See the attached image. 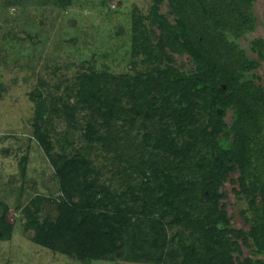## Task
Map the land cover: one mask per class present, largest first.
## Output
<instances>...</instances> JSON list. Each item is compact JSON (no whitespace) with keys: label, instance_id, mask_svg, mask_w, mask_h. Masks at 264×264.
<instances>
[{"label":"trees","instance_id":"1","mask_svg":"<svg viewBox=\"0 0 264 264\" xmlns=\"http://www.w3.org/2000/svg\"><path fill=\"white\" fill-rule=\"evenodd\" d=\"M255 1L170 0L175 25L160 20L158 9H154L151 16L159 19L162 30L157 45L161 57H164L157 61V78L152 75L143 80L140 76L135 82L132 78L123 80L114 77L111 81L118 86V90L112 98L110 88L107 92L95 91L85 84L87 90L91 88V94L79 102V106L87 105L90 110L100 107L90 112L94 119L84 129L86 141L103 149L108 148V151L113 148L116 158L126 164L134 151L144 157L142 154L150 150V139L155 140L152 150L156 157L162 155L164 158L188 161L193 158V147L198 144L205 148L200 191L197 186L189 187L185 183L175 182L173 172L168 174L152 170V177L143 180L141 188L133 187L129 184L132 180L126 178L122 185L127 186V191L119 196L112 194L110 188L101 183L100 172L95 171L92 162L83 155L77 154L71 158L67 155H52L53 146L49 143L48 132L44 134L39 129L41 123L45 126L49 124L45 118L46 110L56 105L49 106L41 98L33 99L38 130L36 134L56 171L62 195L54 200L38 199L24 207V230L25 233L32 232L29 237L32 243L74 258L81 264L112 261L115 258L130 262L145 261L148 264H167L169 261H174L173 264H264V216L261 222H255L250 232H246L231 226L226 206L219 209L220 200L226 197L219 192L231 173H241V181L249 180L254 184L253 191L260 184L259 176L264 177V141L258 140L264 132L261 126L264 118V89L247 80V74L254 72L259 63L250 60L229 37L239 39L254 30L252 7ZM252 46L253 51L264 58V41L255 40ZM173 54L191 56L196 70L186 73L172 67ZM163 59L166 61L164 67ZM154 93L159 97L160 108H163L158 113L154 109V105L158 104L152 98ZM123 98L128 103H147V112L142 113L143 110L136 107L130 114L145 115L150 120L155 112V116L163 118L162 114L172 106V100L179 99L180 108L171 112L168 119L175 124L177 136L190 137L194 141L193 146L187 142L181 145L177 143L171 136L172 127L166 125L151 134H144L141 140V132L133 137V126L126 129V125H119L121 113H127L122 108V102H126L122 101ZM229 110L235 112L232 126L225 123ZM101 111H104L103 116L99 113ZM201 111L210 118L205 128L201 126L203 132L192 130L200 126L198 116ZM74 115L70 111L69 116L74 118ZM166 117L165 114L164 119ZM98 118L101 124H98ZM130 121L134 123L135 119ZM103 128L105 133L101 134L100 129ZM221 133L224 136L219 140ZM257 144H261V147L255 151L253 147ZM253 156L256 164L252 162ZM257 159H262L263 163L258 164ZM27 162V156L20 162L23 172ZM122 175L129 176L127 170L119 172V176ZM162 178L165 181L153 190L151 183ZM259 190L264 194V185ZM253 191L250 195L254 194ZM156 193H162V197L146 207L148 203L144 202L154 199ZM189 193L193 196L198 214L192 212L194 207L190 208V203L183 202V196H189ZM201 200L208 204L204 206L208 210L201 207ZM157 204H164L168 210H161L160 216L155 218L152 216L153 207ZM8 212V207L0 203V241H10L13 236L14 227L6 221ZM136 216L138 218L133 220ZM146 220L151 221L146 223ZM185 226L193 237L204 243L207 253L196 260L195 246L185 242L183 235L179 234L180 238H173L174 243L181 245L183 252V261L179 263L175 258L176 253L166 250V229ZM240 241L252 252V258L241 260L243 251ZM235 255L238 256L237 260Z\"/></svg>","mask_w":264,"mask_h":264},{"label":"rangeland","instance_id":"2","mask_svg":"<svg viewBox=\"0 0 264 264\" xmlns=\"http://www.w3.org/2000/svg\"><path fill=\"white\" fill-rule=\"evenodd\" d=\"M155 1L71 0L69 6H64L59 4V0H0V203L9 208L8 220L14 226L12 239L0 241V264H81L74 258H68L58 252L35 245L29 239L32 232L25 233L24 226L19 223L22 207L29 201L36 197L54 200L62 195L48 154L33 137V123L36 119L33 94L36 93L37 88L41 89L43 100H47L46 104L49 103V98H52L54 94L76 85L75 81L72 83L71 81L77 73L81 74L82 67H92L104 78L112 76L123 80L132 78L135 82L140 76L143 80L149 78L156 72L159 65L156 57L161 58L162 55L157 45L162 32L160 22L157 27L151 18L153 8L156 6ZM159 13L170 20V25L175 24L170 0H165ZM252 14L255 19L254 30L239 39L229 37L250 60L258 61V68L247 74V80L264 89V58H260L259 54L252 49V43L255 40L264 41V0L255 1ZM168 54L171 55V51ZM173 58L172 65L181 67L185 72L196 70L195 62L190 57L173 54ZM113 88L118 90V86H113ZM57 95L60 97L68 94ZM122 101L127 102V99L123 98ZM126 102H122V108L127 113H121L122 120L119 125H126V129L133 126V137L141 132V140L144 134H151L166 125L172 127L171 136L177 143L181 145L187 142L193 146L194 141L190 137L177 136L175 124L168 119L171 112L180 108L179 99L172 100V106L165 109L167 115L165 119V114H162L163 118H160L155 116V112L151 120L146 119L145 115L130 114L134 109L136 110V107L142 109V113L147 112V103L142 105L141 102ZM48 105L50 106L51 102ZM154 109L158 110L157 112L163 110L156 105ZM46 111L48 114L49 110ZM79 116L81 117L76 118V122L70 123L63 114L55 118L52 114L49 115V125L46 131L54 140L52 155L63 156L61 140L68 133L74 135L75 145L67 151V156L71 158L77 154L83 155L92 162L95 171L101 174V183L108 186L112 194L119 196L127 191V186L122 185L126 178L132 180L129 184L133 187L141 188V182L150 180L152 177V170L168 172V174L173 172L175 182L185 183L189 187L197 186L198 191L201 190L204 176L201 167L206 150L197 142V146L193 147V158L181 161L164 158L162 155L153 156L152 146L155 140L150 139V150L142 154L144 157H140L141 154L134 151L128 157L129 162L126 164L116 158L113 148L112 151H108V148L103 149L101 146L92 145L86 141L84 129L86 124L94 118L88 110L83 111ZM198 118L200 126L193 127L192 130L197 129L203 132L210 118L203 111ZM131 119H135V122L132 123ZM225 121L229 126L235 123L233 110L228 112ZM101 122L99 119L98 124ZM261 126L264 130V118ZM104 129H100L101 134L105 133ZM263 135L264 132L262 137L259 135L258 140L264 141ZM260 147L261 144H257L253 148L256 151L260 150ZM26 156L28 162L23 172L20 162ZM255 156L252 159L253 163L256 162ZM257 163L262 164V159H257ZM154 164L157 166L153 167ZM125 170L129 176L120 177L119 172ZM146 172L148 178L145 176ZM259 179L260 184L255 186H258V189L253 191L254 184L249 180L241 181V173L236 172L220 190L226 197L220 200L219 209L222 210L223 206H226L227 214L231 218V226L236 230L243 229L250 232L255 222H259L264 216V194L259 190L264 185V177L259 176ZM164 181V178L161 181H153L151 188L156 190L159 183ZM252 191L254 194L250 195ZM155 195L154 199L144 202L148 203L146 207L162 197V193ZM192 198L191 193L189 196L184 195L183 202L190 203V208L194 207L193 211L190 210L195 213L196 203ZM144 203L141 205L143 206ZM200 203L201 207L208 210L204 207L208 206L206 202L201 200ZM161 210L167 212L168 208L164 204L161 206L157 204L153 207L152 216L157 218ZM137 218L136 216L133 220ZM148 221L151 220L145 222ZM186 229L187 226L166 229L168 241L166 250L175 252V258L179 263L183 261V252L181 245L174 243L173 238H180L181 234L185 242L195 246L196 260L198 256L203 257L207 253L204 243L199 242ZM240 243L243 251L241 260L252 258V252L243 245L242 241ZM189 244L186 243V245ZM235 259H238L237 255ZM173 262L169 261L167 264H173ZM92 264L148 263L115 258L112 261L93 262Z\"/></svg>","mask_w":264,"mask_h":264},{"label":"flooded vegetation","instance_id":"3","mask_svg":"<svg viewBox=\"0 0 264 264\" xmlns=\"http://www.w3.org/2000/svg\"><path fill=\"white\" fill-rule=\"evenodd\" d=\"M70 3H71V0H59V4H61V5H64V6H69L70 5ZM165 3V0H156L155 1V4H156V6L153 8V9H158L157 10V12L159 13V11L161 10V5H163ZM172 13H173V11H172ZM160 14V13H159ZM152 15V14H151ZM161 15V17H159L160 18V20H166V21H168V22H170V20L169 19H166L162 14H160ZM174 15V14H173ZM163 16V17H162ZM175 16V15H174ZM152 19H153V24H155L157 27L159 26V19L158 18H154V17H151ZM171 23V22H170ZM172 25V24H171ZM175 25V24H174ZM159 29V28H158ZM160 31H162L161 29H160ZM35 39H33V41H34ZM167 52H169V51H167ZM185 56H187V55H185ZM163 57V56H162ZM161 57V58H162ZM188 57H190L191 59H192V61H194V59L191 57V56H188ZM161 58H158V59H156V61H160L161 60ZM195 62V61H194ZM164 64H166V61H165V59H163V64H162V66L164 67ZM171 66L172 67H175L177 70H179L180 72H185L184 70H182V68L181 67H178V66H175V65H172L171 64ZM82 69V71H81V74L79 75L78 73L76 74V76L73 78V80L71 81V83L72 82H74L75 81V83H76V85L75 86H73V87H71V88H66L65 90H63L62 92H59V93H57V94H59V95H61V94H68L67 96L65 95V96H58L57 94H54V96L52 97V98H49L50 99V101H49V103L51 102V105H56L54 108L53 107H49V111H48V114H46V119H47V121H48V123H49V115H53V117L55 118V117H57V116H59L60 114L62 115H64V117H65V119H68L69 121H70V123H74V122H76L75 121V119L77 118V119H79L81 116H79V114L80 113H82L83 111H85V110H88L89 112H93V111H97L98 109H100V107L98 108V109H93V110H90V109H88V107H86V106H83L82 105V107H81V105L79 106V102L83 99H85L87 96H89L90 94H91V91H90V89H88L87 90V88H86V86H91V87H93V89L96 91V90H100V91H108V89L110 88V96H111V98L113 97V94H115V92H116V90L113 88V86H115L113 83H112V81H111V79L112 78H114L115 76H112V77H110V78H104L103 76H102V74H97V72H95L94 70H93V68L92 67H82L81 68ZM80 69V70H81ZM193 71V70H192ZM186 73H189V72H186ZM153 75V77H156L157 78V72H154V74H152ZM151 75V76H152ZM148 79V78H147ZM146 79V80H147ZM86 84V86H84ZM225 88V87H224ZM107 89V90H106ZM224 90V89H223ZM225 90H226V88H225ZM47 93V92H46ZM44 95H45V93H44ZM47 95V94H46ZM33 98H41L40 100H42L43 102L45 101H47V100H43V93L41 92V89H39V88H37L36 89V93H34L33 94ZM51 97V96H50ZM152 98L154 99V100H156V101H158V104L156 105V107H161L160 106V100H159V97H158V95L156 94V93H154L153 95H152ZM34 101V100H33ZM34 103H35V101H34ZM49 103H47V104H49ZM50 105V106H51ZM154 107H155V105H154ZM76 110V111H75ZM70 111H72V112H74L75 113V115H74V118H71L70 116H69V113H70ZM230 111V110H229ZM228 111V112H229ZM103 112L104 111H101V112H99L102 116H103ZM228 112H227V114H228ZM50 113V114H49ZM158 113V112H157ZM98 114V113H97ZM227 114H226V116H227ZM226 116H225V118H226ZM35 117H36V115H35ZM100 119V118H99ZM225 123H226V121H225ZM36 121L33 123V126H34V134H33V137L35 138V140L38 142V144L43 148V146L40 144V142L41 141H39V138H38V135L36 134V131H38L37 130V127H36ZM227 124V123H226ZM49 124H47L46 126H44V125H42V123L40 124V129H39V131L41 130V132L42 133H44L45 134V131H46V129L48 130V126ZM48 132V131H47ZM48 135H49V132H48ZM223 136H224V133H221V135L219 136V140H221L222 138H223ZM49 137H50V144H52V146H53V151H54V144H53V139L51 138V135H49ZM67 140H69L70 142L69 143H72L73 145L72 146H70L69 145V143H68V141ZM75 145V136L74 135H72V134H70V133H68L62 140H61V147H62V150H63V155H67V151H69L73 146ZM50 159V158H49ZM51 162V161H50ZM52 164V163H51ZM53 167V166H52ZM54 168V167H53ZM55 170V169H54ZM55 174H56V171H55ZM232 174H234V173H231L230 174V176H229V178L231 177V175ZM228 178V179H229ZM227 179V180H228ZM226 182V181H225ZM224 182V183H225ZM223 186H224V184H223ZM222 188V187H221ZM221 190V189H220ZM219 194L220 195H224V194H222L221 193V191L219 192ZM38 199H44V198H41V197H36V198H34L32 201H29L28 203H27V205H24L23 207H22V211H23V209H24V207H26V206H28V205H30L33 201H35V200H38ZM8 210H9V208H8ZM22 211H21V216H20V218H19V223H20V225H23L24 226V223H23V220H22ZM226 212H227V210H226ZM9 213H10V210H9V212H8V214H7V216H6V221L7 222H9V220H8V215H9ZM10 223V222H9ZM11 224V223H10ZM13 225V224H12ZM14 227V226H13ZM63 256H65V255H63ZM65 257H67V256H65ZM78 261V260H77ZM79 262V261H78ZM97 262H101V261H97Z\"/></svg>","mask_w":264,"mask_h":264},{"label":"water","instance_id":"4","mask_svg":"<svg viewBox=\"0 0 264 264\" xmlns=\"http://www.w3.org/2000/svg\"><path fill=\"white\" fill-rule=\"evenodd\" d=\"M223 89L225 90V88L223 87Z\"/></svg>","mask_w":264,"mask_h":264}]
</instances>
